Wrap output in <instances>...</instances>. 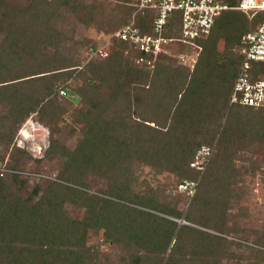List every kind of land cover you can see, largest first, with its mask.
I'll use <instances>...</instances> for the list:
<instances>
[{"label": "trees", "instance_id": "obj_1", "mask_svg": "<svg viewBox=\"0 0 264 264\" xmlns=\"http://www.w3.org/2000/svg\"><path fill=\"white\" fill-rule=\"evenodd\" d=\"M115 1L116 10L108 16L98 8L97 0H33L29 5L24 0H0V102L6 107L5 117H0L5 127L3 134L0 129V141L17 146L14 137L31 116L52 137L45 120L49 111L56 114V105L62 102L79 101L73 110L81 134L75 149L63 147L67 158L63 182L51 181L38 199L21 197L10 187L19 177L29 179L15 168L28 155L25 149L12 150L11 162L0 169V264H103L99 248L89 244L91 229L104 230L100 242L122 245L126 251L123 264H222L224 260L240 264L230 259L231 244H241L226 239L238 236L228 217L229 201L236 196L233 187L238 175L254 174L259 164L254 163V169L245 167L242 174L233 157L248 136L257 137L264 147V107L231 104L230 96L243 61L241 37L264 21V13L223 11L195 46L181 42L179 14L175 13L164 30V37L172 40L169 50L174 46L179 53L186 47L198 49L195 65L189 69L162 53L154 70L147 71L135 61L144 54L113 35L134 14L141 33H151L154 10L141 13L136 0ZM236 4L229 1L232 7ZM64 9L111 34L106 46L91 41L88 53L100 59L88 60L87 55L83 63L81 57L65 52L68 37L57 26L58 20L63 23L68 18ZM49 38L54 39L45 44L50 53L42 46L43 39ZM101 47L106 50L104 56L99 54ZM13 67L14 74H9ZM253 67L260 66L254 63ZM142 84L148 85L147 90ZM156 85L162 86L155 88L162 92L160 103L154 102L155 96L142 93L153 91ZM252 111L263 116H250ZM204 147L210 152L201 170L191 164ZM140 164L151 166L156 174L174 176L177 186L187 188L180 194L189 199L188 188L196 184L185 216L178 201L164 190L136 183L134 169ZM88 173L102 179L104 189L87 191L84 176ZM66 203L86 208L84 216L69 217ZM182 218L223 236L181 225ZM255 234H262L255 242L264 246V234Z\"/></svg>", "mask_w": 264, "mask_h": 264}, {"label": "rangeland", "instance_id": "obj_2", "mask_svg": "<svg viewBox=\"0 0 264 264\" xmlns=\"http://www.w3.org/2000/svg\"><path fill=\"white\" fill-rule=\"evenodd\" d=\"M32 1L33 0H24V3L29 5ZM116 3L117 2L115 0H97L98 8H102L103 11H105V14L108 16L113 13V10L115 9L114 5ZM65 11L66 9H64V14L67 13L68 18L65 17L66 19H63V23L61 20L57 21L59 22L57 23V26L60 27L68 37V41L64 42L66 44V48H68V51L66 50L65 52L69 53V56L71 57H73L72 55L74 54L81 57L82 60H84L83 63L86 62L85 60L87 59V55L89 56L88 60H91L90 58L100 59L96 55L88 53V48L91 45V41L96 42L99 46H102L103 44L105 45V43L107 42L106 40L110 38L111 34L100 31V29L96 27L95 24L83 23L79 19H77L75 15H72L69 12ZM46 23H44L40 27L41 29L37 31L38 35L42 34V27ZM54 26L56 27V20ZM43 40L44 43L42 46L45 48L44 51L50 53L51 51L47 49L45 44H48V42H52L54 39L52 40L49 38ZM167 47V51H169L168 54L170 55V57H172V61L177 60V62H179L182 66L193 69L195 61L197 59V53L199 51L198 49H195L193 47H186L185 50L182 51V53H179L174 49V47L176 46L172 47L173 49L170 50L169 46ZM219 49H223V42H220ZM138 66L142 68L144 67L142 63H138ZM154 67L155 63H152L151 65L146 66L145 69L147 71H153ZM15 70L16 69L13 67L9 74H14L11 72ZM140 86L146 88V90L148 88V85L145 84H142ZM158 86L159 87H157V85L154 86L153 91H149V93L142 92L143 95L149 96L151 94V98H153L154 96L155 98H157L156 101H154L155 103L162 102V100L160 101L161 98L159 97L162 92L159 94L158 90H155L156 87L159 89L162 87L161 85ZM168 94L164 95L167 96L166 102H169ZM78 99L79 98L77 97L75 100L78 101ZM62 103L63 104L61 105H56L59 106L56 107V114L54 113V110L49 111L50 114L45 120V122L47 121V123L49 121L52 130V137L50 130L37 122L38 120L35 116H31L28 118L24 125H26V123L30 121V123L35 125V127H33L32 125H23L20 131L22 132L23 130V137L24 135H27L29 138L26 137V139L32 140L24 141L25 137L21 139L18 134V137H16V135L14 137V140L16 138L17 146L13 145L14 143L12 145H6V143L0 141V169L4 168L3 165H5L7 161L11 162L9 156L11 155L12 150L15 151L16 147L25 149L28 154L18 161V163L15 165L17 167L15 168L20 175L23 174L24 176H28L29 179H23L19 177V179H21L22 181H17V183L10 186L11 188H13V191L21 197H32L34 198V200L38 199L52 184L51 181L55 180L56 182H63L60 179L62 169L67 160V158L62 154L63 147H67L68 150L75 149L77 143L81 140V134L79 132L78 126L75 125L76 117H74L73 110L76 107L75 105L79 104V101L77 102V104L71 105L65 102ZM60 106L64 108V110ZM4 112H6V107L3 105V102H0V117H5ZM249 115L255 117L263 116L262 114H259L258 111H252ZM159 120H161V118H159ZM261 123L264 124V121ZM2 124L0 121L1 134H3L5 129V127H2ZM44 137L48 139L46 145L47 148H45V145L42 144L44 141ZM50 139L51 147L49 148ZM256 140L257 137H246L243 140L245 146L243 147V149L237 150L235 156L233 157L242 174L246 170L245 167L254 169L256 168L254 163L259 164V167L256 168L254 174H252L251 172H247L242 176L238 175L237 179H239V181L233 187V193L236 196L231 198L229 201L230 209L228 211V217L230 218V223L232 222L233 225H236L238 236L235 237L230 235L226 236V239L229 242L232 241L233 243L241 244L240 246L231 244V248L233 249V258L230 260L233 263H236L238 261L240 264H264V246L260 243L255 242L258 238V235H262H256L255 231L264 234V154L260 152V150H264V147L260 145L259 142L257 143ZM213 145L215 146V143ZM201 151L203 153L200 151L197 152L196 157L199 153H202L201 157H205L210 152L208 148H206V152H204L203 149ZM203 160H205V163L201 164V166L203 167L201 168V170H204V167L207 164V157L201 159L200 161ZM21 170L23 171L21 172ZM134 172L137 179L136 183L138 185H143L140 187H146V189H153L157 191L160 189L164 190L167 197L170 196L172 199L178 201L177 207L180 210H184V216L187 214L189 208V200L194 195L196 184L192 183L188 188L190 194L188 195L191 197L189 199L185 194H180L186 193L184 191H186L187 188H180V186H177V180L169 173L161 172L156 174L154 168L143 164H140V166L136 167L134 169ZM84 181L88 186L87 191L91 193L97 192L98 189H104V187L106 186L102 179L98 178L92 173H88L87 175H85ZM145 182L148 183V185H145ZM34 192H37V194L35 195ZM179 195L182 196L180 197ZM85 209L86 208L79 207L74 203H66L64 207V210L69 217L79 219L84 216ZM183 218L179 220L181 225H190L197 230L208 232L218 236H223L217 231L207 229L200 225L188 223ZM103 232V229L97 233L94 231V229H91L89 234V244L97 246L99 248L98 254L100 256V259H103V264H123L122 259L125 257V249L122 248V245L119 243L108 244L106 242H100L103 238ZM189 236H192V234H189ZM245 238H248V240H243ZM143 264H149V261L148 263ZM150 264H152V261H150ZM222 264H227V261L224 260Z\"/></svg>", "mask_w": 264, "mask_h": 264}, {"label": "built area", "instance_id": "obj_3", "mask_svg": "<svg viewBox=\"0 0 264 264\" xmlns=\"http://www.w3.org/2000/svg\"><path fill=\"white\" fill-rule=\"evenodd\" d=\"M229 1L231 0H136L137 12L145 13L146 9L154 10L155 17L151 25V33H141L136 26V14H134L130 23L116 31L113 36L130 42L141 51L144 56L137 58L136 62L148 66L155 63L160 54L169 53L167 46L172 40L164 37V30L168 19L175 13L179 14L181 42L191 46H195L196 40L210 33L216 18L223 11L234 9L251 16L259 12L264 13V0H234L237 4L233 7L229 5ZM240 44L239 52L243 61L230 96V103L255 108L264 107V21L254 30L242 35ZM99 54L106 55L104 47L99 49ZM254 63L260 67H253ZM60 93L65 95L64 91ZM26 125L35 127L30 121ZM22 132L19 133L21 139L25 137L24 141L32 140L26 139V137L29 138L27 135L23 137ZM47 141L48 139L44 137L42 144L45 148H47ZM203 150L206 152V148ZM202 153H199L191 164L198 169L203 168L201 164L205 163V160L200 161L204 158L201 157ZM183 187L185 186H180V188Z\"/></svg>", "mask_w": 264, "mask_h": 264}]
</instances>
